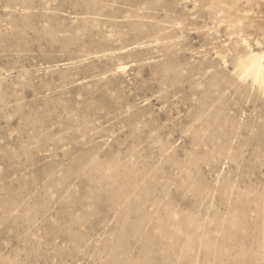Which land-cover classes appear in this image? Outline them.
I'll return each mask as SVG.
<instances>
[{
  "label": "rangeland",
  "instance_id": "rangeland-1",
  "mask_svg": "<svg viewBox=\"0 0 264 264\" xmlns=\"http://www.w3.org/2000/svg\"><path fill=\"white\" fill-rule=\"evenodd\" d=\"M263 18L0 0V264H264Z\"/></svg>",
  "mask_w": 264,
  "mask_h": 264
},
{
  "label": "bare ground",
  "instance_id": "bare-ground-1",
  "mask_svg": "<svg viewBox=\"0 0 264 264\" xmlns=\"http://www.w3.org/2000/svg\"><path fill=\"white\" fill-rule=\"evenodd\" d=\"M258 19H260V17L257 18V20ZM260 21L261 20H259V22ZM243 43L245 44L247 51L237 59L235 64V73L243 79L251 78L253 83L257 84L260 88H263L264 52L253 50L249 42L245 39L243 40Z\"/></svg>",
  "mask_w": 264,
  "mask_h": 264
}]
</instances>
